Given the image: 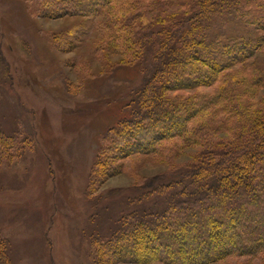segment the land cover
Segmentation results:
<instances>
[{
	"label": "trees",
	"instance_id": "trees-1",
	"mask_svg": "<svg viewBox=\"0 0 264 264\" xmlns=\"http://www.w3.org/2000/svg\"><path fill=\"white\" fill-rule=\"evenodd\" d=\"M31 1L43 18L96 21L104 47L138 67L136 85L118 84L124 95L109 101L127 116L97 136L91 192L133 155L168 167L135 183L112 228L91 219L96 263L253 264L264 255V0ZM3 120L0 165L37 139ZM9 246L0 231V264H12Z\"/></svg>",
	"mask_w": 264,
	"mask_h": 264
},
{
	"label": "rangeland",
	"instance_id": "rangeland-1",
	"mask_svg": "<svg viewBox=\"0 0 264 264\" xmlns=\"http://www.w3.org/2000/svg\"><path fill=\"white\" fill-rule=\"evenodd\" d=\"M121 60L104 47L94 20L43 18L31 0H0V119L10 132L17 123L37 135L33 148L5 150L14 155L0 165V231L10 240L12 264H97L87 235L91 219L112 228L116 204L135 193V183L168 171L133 155L124 173L108 177L96 193L88 188L97 136L127 116L109 102L124 95L115 87L133 86L138 77V67ZM252 262L264 264V255Z\"/></svg>",
	"mask_w": 264,
	"mask_h": 264
}]
</instances>
